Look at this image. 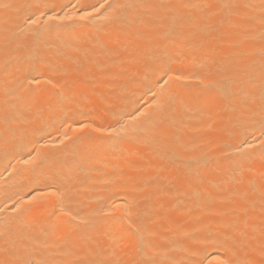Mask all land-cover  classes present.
<instances>
[{
	"label": "snow or ice",
	"instance_id": "snow-or-ice-1",
	"mask_svg": "<svg viewBox=\"0 0 264 264\" xmlns=\"http://www.w3.org/2000/svg\"><path fill=\"white\" fill-rule=\"evenodd\" d=\"M107 7L112 13L107 17L109 23L116 24L126 38H131L122 46L125 51L136 40L146 42V54L139 61L145 66V75L139 79L129 77L127 81L142 89V93L135 100H132L134 92L124 99L139 105L144 96L151 94L153 103L148 107L137 106L130 113L112 112L113 122L101 125L77 117L85 115L82 107L89 98L86 90L94 84L90 65L99 67L97 56L121 55L120 42L112 41L110 46V42L99 36L87 35L69 42L60 33H53L52 26L42 19L45 16L49 21L68 19L67 15L49 14L47 5L43 10L39 4L35 5V10L25 16L23 25H13L8 17L3 20L0 50L11 46V54L0 60V141L6 151L26 150L23 162L30 165L29 176L35 185L29 203L50 198L45 199L44 214L30 220L25 227L44 237L45 248L54 251L46 252L40 259L33 252L21 251L18 245L9 243L19 226L6 224L0 228V240L6 243L0 250V264H186L184 260L158 258L160 253L148 219V206H142L134 192L113 193L98 208L78 201L77 182H85L80 175L83 171L80 154L89 159L92 155L102 156L107 163L109 156L120 159L125 142L144 144L157 161V175L152 178L156 193L171 196L179 191L176 181L159 173L176 167L183 169L185 176H198L210 163H215L214 170L219 173L223 168L221 158L231 159L228 153L212 161L186 159L176 151L189 120L200 119L205 114L204 92H214L220 97L221 110L228 114L233 127L252 122L258 113L264 134V0H122ZM96 11L93 6V12ZM91 15L92 12L85 11L79 18L85 20ZM237 36L240 39L234 38ZM244 44L248 47H242ZM68 46L83 53L73 61L71 70L49 58L52 51L63 56ZM225 46L230 49L228 55H219L218 49ZM243 58H247V63L241 64ZM22 64L29 73H41L40 66L47 64L52 73L45 80L50 88L45 90L40 103L31 87L40 83V79L30 74L18 75L16 70ZM176 64H189L198 70L180 71L174 67ZM192 80L197 83H191ZM173 81L179 85L177 90L162 95L165 91L162 85ZM198 88L202 91L194 90ZM245 113L247 118H242ZM57 120L61 127L75 125V131L87 134L70 137L65 133V140L72 141L74 149L71 159L65 154L53 162L52 156L41 155L36 144L43 139L37 134L55 127ZM113 171H118L117 165H113ZM237 176L243 178L242 166L222 182H236ZM249 183L254 198L234 210L236 215L228 227H234L243 217L244 226L251 233L244 231L242 238L237 239L227 232L209 231L202 240V249L197 250L203 255L197 260L193 253L187 264H264V173L260 174L258 185L255 180ZM185 195L196 206L212 198L211 194L195 189ZM117 196L119 203L115 200ZM61 216L66 219L60 220ZM250 219L254 222L249 223ZM113 223L128 225L113 245L101 247L96 241V248L89 249L87 257L76 254L74 236L80 234L87 243L92 239L91 232ZM64 226L69 229L68 234L53 241Z\"/></svg>",
	"mask_w": 264,
	"mask_h": 264
},
{
	"label": "bare ground",
	"instance_id": "bare-ground-1",
	"mask_svg": "<svg viewBox=\"0 0 264 264\" xmlns=\"http://www.w3.org/2000/svg\"><path fill=\"white\" fill-rule=\"evenodd\" d=\"M122 0H0V28L4 27L5 17L10 18L11 23L23 25L24 18L34 6L39 4L41 10L47 5L49 14L60 17L67 15L68 19L47 20V16L42 17L52 26L53 33H60L68 38L69 42L73 38L84 36H99L101 39L110 42L119 41L121 55L118 57L97 56L99 67L90 65L91 75L94 77V84L86 90L88 100L83 102L82 111L85 115L78 116V120L91 119L95 125L107 124L112 121V112L130 113L137 106L148 107L152 101L151 94L144 96L139 105L132 103L142 93V89L136 88L128 83L129 77L135 76L139 79L145 75V66L139 62L142 54H146V42L144 40L134 41V46L130 45L127 50L123 45L129 38H126L116 24H110L107 19L111 9L109 4L115 5ZM14 5L13 8H4L2 5ZM103 5V7H102ZM33 6V7H29ZM93 6L98 11L93 12ZM92 12V15L85 20L79 17L83 13ZM75 17V18H73ZM240 39V37H234ZM242 47L247 48L244 44ZM230 49L225 46L218 49L219 55L227 56ZM64 55H58L55 51L50 53V59L59 61L67 65L71 70L73 61L83 55L71 46L65 47ZM11 54V46L7 50H0V60ZM67 57V58H66ZM247 63V58L241 60V64ZM41 73H29L25 65L17 68L18 75H33L40 79V83H33L31 87L35 89V98L40 103L46 95L45 90L50 85L45 83L49 75L48 65H41ZM175 68L188 73L196 72L198 69L189 64H176ZM155 77H153V80ZM196 84L197 81L192 80ZM178 83L173 81L168 85H162L165 89L162 95H167L178 88ZM159 89H157L158 91ZM201 92L202 89H194ZM135 93L132 100L124 97ZM202 99L206 102L205 114L202 118L193 117L189 120V126L185 128L182 141L177 145L176 151L181 153L186 159L202 158L214 160L222 157L223 153H228L230 160L224 161L221 172H216L215 163H210L208 167L201 170L198 176H185L183 169L172 167L159 175L167 176L169 180H175L176 194L171 196H159L156 193L152 178L157 175L156 164L151 151L144 144L134 141L125 142L121 146L120 159L92 155L89 159L80 154L83 160V171L81 179L84 183L77 182V189L80 193L78 201L83 202L90 208H98L104 204L107 197L113 196L117 192H134L137 199L141 200L142 206H148L150 226L155 233V244L159 249V259L184 260L186 264L193 259H200L203 255L202 240L209 231L217 234L227 232L229 235L241 239L246 229L243 217L235 222L234 227H228L233 223L236 212L234 210L244 207L247 202L254 197L252 194L250 181L255 180L259 184L260 174L264 173V134L261 133L259 124V114H254L252 122L242 127H233L228 114L221 110L222 101L214 92H204ZM247 113L242 118H247ZM127 119V116H125ZM71 123V122H69ZM2 132V126H0ZM65 133L70 137L83 136L87 133L75 131V125L71 128L61 127L60 122H55V127H48L44 132L37 135L43 137L36 147L41 155H50L53 162L67 154L71 159L73 152L72 141L65 140ZM231 133V135H229ZM95 135V133H93ZM64 141L61 143L60 141ZM247 140V143H243ZM228 147H225V145ZM67 145V147L65 146ZM251 145V146H249ZM31 147V145H29ZM77 147H80L77 145ZM26 159V150L21 153L19 149L4 150L0 141V228L6 224L18 225L19 230L13 234L9 243L18 245L21 251L35 253V258L40 259L46 252L51 254L54 250L45 248V238L27 229L25 225L30 221L39 218L44 214L43 206L45 199L38 203H29L31 189L35 186L29 176L30 165L23 161ZM113 165L118 166V171H113ZM243 178L237 176L236 182L224 184L223 179L241 170ZM199 190L211 194V200L196 206L195 202L189 199L188 195L192 190ZM117 203L120 197H115ZM77 206L74 204V207ZM251 215V214H250ZM66 217L61 216L60 220ZM254 222L249 220V223ZM128 227L124 223H113L100 226L90 233L92 239L87 243L77 234L72 239L77 244L76 254L86 256L89 249L96 248V241L101 247L113 245L125 232ZM69 229L64 226L52 240L56 241L68 234ZM258 235V234H257ZM129 239L128 245L130 246ZM6 246L4 240H0V250ZM243 257V250L240 252Z\"/></svg>",
	"mask_w": 264,
	"mask_h": 264
}]
</instances>
